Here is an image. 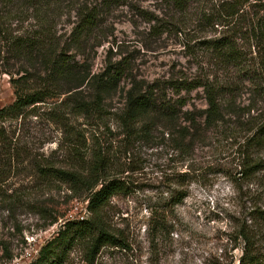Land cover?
<instances>
[{"label":"trees","instance_id":"trees-1","mask_svg":"<svg viewBox=\"0 0 264 264\" xmlns=\"http://www.w3.org/2000/svg\"><path fill=\"white\" fill-rule=\"evenodd\" d=\"M161 2L170 19L176 17L173 27L178 32L191 29L197 35L194 47L202 58L198 74L170 80L168 85L177 95L201 89L207 105L202 120L194 123L190 117L187 126L172 129V143L184 152L195 144L198 134L208 131L233 142L230 145L236 146L231 162L234 166L221 174L241 197L250 200L237 211V217H229L234 222L229 233L235 241L233 248L240 251L230 264H264V0ZM125 4V0H100L97 4L80 0H0V76L8 75L14 90V101L0 108V208H33L31 195L13 187L12 179L19 176L35 178L43 186L66 185L76 194L85 191L87 201V216L64 220L29 264H68L74 253L83 255L86 264H94L104 249L128 248L121 233L111 229L106 208L112 198L130 194L129 177L108 175L109 159L101 150L89 153L92 161L88 166L80 165L82 141L78 134L72 138L77 143L66 147L69 166H58L34 151L35 144L40 145L41 140L43 146L47 139H37L27 124L35 118L36 124L55 126L71 136L72 130L67 129L70 117L105 119L101 97L87 100L81 95L85 70L77 57L86 55V46L95 36L101 15ZM64 11L68 21L60 23ZM154 21L156 26L152 28H159L160 20L151 19ZM124 73L121 63L108 65L99 77V87H114ZM242 95L252 96V101L242 108L247 111L245 121L243 114L226 112L239 108L234 101ZM176 103L185 105L181 97ZM127 105L121 124L128 135L149 114L162 119L175 115L173 106L155 97L151 86L143 92L132 89ZM251 111L256 113L250 115ZM152 122L147 120L145 124ZM180 177L174 182L184 180ZM249 185L255 188L253 192L247 189ZM166 193L169 196L164 200L172 206L186 197L176 190ZM168 215L167 206L149 213L147 236L152 251L160 249Z\"/></svg>","mask_w":264,"mask_h":264},{"label":"rangeland","instance_id":"rangeland-1","mask_svg":"<svg viewBox=\"0 0 264 264\" xmlns=\"http://www.w3.org/2000/svg\"><path fill=\"white\" fill-rule=\"evenodd\" d=\"M80 1L97 4L100 0ZM125 1V5L114 6L101 15L95 39L86 46V55L77 57L85 70L81 95L87 100L99 95L105 119L70 117L67 127L73 132L70 136L55 126L38 125L32 118L27 122L31 134L37 139H47L43 146L40 140V145L35 144L33 149L58 166L68 167L66 147L77 143L72 138L78 134L82 141L80 165L88 166L92 161L89 153L101 150L109 159L107 174L129 177L132 182L130 194L112 198L106 208L111 229L121 233L128 248L104 249L94 264H230L240 251L233 248L235 241L229 233L234 222L229 219L237 217V211L250 200L241 197L221 174L234 166L231 162L236 146L208 131L198 134L195 144L180 152L170 137L174 134L172 129L189 124L188 118L192 117L194 123L202 120L207 108L201 89L177 95L168 85L170 80L192 78L199 73L197 67L202 58L194 47L197 35L191 29L178 32L173 27L176 17L170 19L161 0ZM60 16V23H67L65 11ZM72 17L73 14L71 20ZM153 18L160 20L159 28H152L156 26V21L151 22ZM69 30L66 25V32ZM117 63L125 66L121 81L112 88L99 87V77L108 65ZM147 86L153 88V94L162 103L173 106L175 115L162 119L149 114L128 135L121 124L122 114L128 110V94L132 89L143 92ZM179 97L185 101L183 107L176 103ZM13 101L10 77L3 74L0 108ZM251 101L250 95L239 96L234 101L239 108L226 112L243 114L245 121L247 111L242 108ZM253 113L256 111L250 115ZM147 120L153 122L146 125ZM181 175L184 180L174 182ZM12 182L14 188L31 195L33 208L8 205L0 208V264H29L64 220L87 216L86 192L72 193L62 184L39 185L35 178L25 176L13 178ZM247 189L253 192L255 188L249 185ZM172 190L186 195L174 206L164 200L166 192ZM164 206L169 210V222L159 251H152L147 236L148 216L151 210ZM53 219L56 222L52 224ZM68 264L86 263L83 255L74 253Z\"/></svg>","mask_w":264,"mask_h":264}]
</instances>
